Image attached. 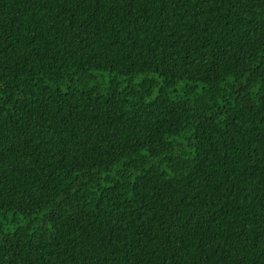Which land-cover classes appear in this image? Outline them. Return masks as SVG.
I'll use <instances>...</instances> for the list:
<instances>
[{
	"label": "trees",
	"instance_id": "1",
	"mask_svg": "<svg viewBox=\"0 0 264 264\" xmlns=\"http://www.w3.org/2000/svg\"><path fill=\"white\" fill-rule=\"evenodd\" d=\"M0 264H264V0H0Z\"/></svg>",
	"mask_w": 264,
	"mask_h": 264
}]
</instances>
